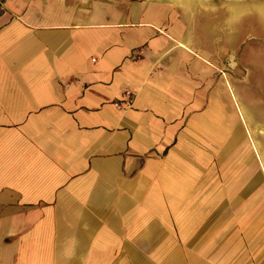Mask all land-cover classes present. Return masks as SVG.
Masks as SVG:
<instances>
[{"label": "crops", "instance_id": "1", "mask_svg": "<svg viewBox=\"0 0 264 264\" xmlns=\"http://www.w3.org/2000/svg\"><path fill=\"white\" fill-rule=\"evenodd\" d=\"M173 4L0 0V264H264L227 72Z\"/></svg>", "mask_w": 264, "mask_h": 264}, {"label": "rangeland", "instance_id": "2", "mask_svg": "<svg viewBox=\"0 0 264 264\" xmlns=\"http://www.w3.org/2000/svg\"><path fill=\"white\" fill-rule=\"evenodd\" d=\"M173 5L180 9L181 18L188 19L196 35L212 46L214 58L211 61L221 63L227 72L234 108L243 121L236 131L243 130L246 138L244 154H230L229 163L256 162V211L263 215L264 0H201ZM216 51L223 52V57L219 58Z\"/></svg>", "mask_w": 264, "mask_h": 264}, {"label": "bare ground", "instance_id": "3", "mask_svg": "<svg viewBox=\"0 0 264 264\" xmlns=\"http://www.w3.org/2000/svg\"><path fill=\"white\" fill-rule=\"evenodd\" d=\"M172 1H175L174 3H178V2H185V1H190V2H199L201 0H172ZM171 2V1H169Z\"/></svg>", "mask_w": 264, "mask_h": 264}, {"label": "built area", "instance_id": "4", "mask_svg": "<svg viewBox=\"0 0 264 264\" xmlns=\"http://www.w3.org/2000/svg\"><path fill=\"white\" fill-rule=\"evenodd\" d=\"M113 104H114V105H117V103H116V102H114Z\"/></svg>", "mask_w": 264, "mask_h": 264}]
</instances>
